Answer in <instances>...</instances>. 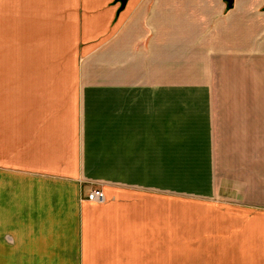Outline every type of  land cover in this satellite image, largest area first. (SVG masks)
<instances>
[{
  "label": "crops",
  "instance_id": "obj_1",
  "mask_svg": "<svg viewBox=\"0 0 264 264\" xmlns=\"http://www.w3.org/2000/svg\"><path fill=\"white\" fill-rule=\"evenodd\" d=\"M0 5V264H264V0Z\"/></svg>",
  "mask_w": 264,
  "mask_h": 264
},
{
  "label": "rangeland",
  "instance_id": "obj_2",
  "mask_svg": "<svg viewBox=\"0 0 264 264\" xmlns=\"http://www.w3.org/2000/svg\"><path fill=\"white\" fill-rule=\"evenodd\" d=\"M1 7V5H0ZM37 13L25 11H1L0 10V53L1 51L10 53L13 57H18L20 51H31L38 46L41 50V44L33 40V36L37 35L39 29L34 27V16ZM42 31V29H41ZM41 31L39 34H41ZM172 76V82H175ZM188 82H195L194 77L187 78ZM205 82L209 81V77H204ZM186 202L172 200L170 203L171 210L198 212V198L186 197ZM157 264V263H156ZM160 264H198V263H160Z\"/></svg>",
  "mask_w": 264,
  "mask_h": 264
},
{
  "label": "built area",
  "instance_id": "obj_3",
  "mask_svg": "<svg viewBox=\"0 0 264 264\" xmlns=\"http://www.w3.org/2000/svg\"><path fill=\"white\" fill-rule=\"evenodd\" d=\"M87 199H89L90 201L101 203L105 200V196L101 189L95 188L87 194Z\"/></svg>",
  "mask_w": 264,
  "mask_h": 264
},
{
  "label": "water",
  "instance_id": "obj_4",
  "mask_svg": "<svg viewBox=\"0 0 264 264\" xmlns=\"http://www.w3.org/2000/svg\"><path fill=\"white\" fill-rule=\"evenodd\" d=\"M227 1H229V2H230V0H227Z\"/></svg>",
  "mask_w": 264,
  "mask_h": 264
}]
</instances>
